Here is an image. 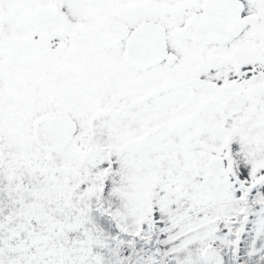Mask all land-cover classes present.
<instances>
[{"label": "snow or ice", "instance_id": "snow-or-ice-1", "mask_svg": "<svg viewBox=\"0 0 264 264\" xmlns=\"http://www.w3.org/2000/svg\"><path fill=\"white\" fill-rule=\"evenodd\" d=\"M0 264H264V0H0Z\"/></svg>", "mask_w": 264, "mask_h": 264}]
</instances>
